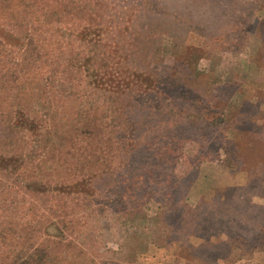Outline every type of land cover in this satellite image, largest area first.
I'll return each mask as SVG.
<instances>
[{
  "label": "rangeland",
  "instance_id": "rangeland-1",
  "mask_svg": "<svg viewBox=\"0 0 264 264\" xmlns=\"http://www.w3.org/2000/svg\"><path fill=\"white\" fill-rule=\"evenodd\" d=\"M5 87L0 264H264V0H0Z\"/></svg>",
  "mask_w": 264,
  "mask_h": 264
},
{
  "label": "trees",
  "instance_id": "trees-1",
  "mask_svg": "<svg viewBox=\"0 0 264 264\" xmlns=\"http://www.w3.org/2000/svg\"><path fill=\"white\" fill-rule=\"evenodd\" d=\"M20 84H21V81L19 79L18 81ZM26 83V80L23 79V85H25ZM22 92V86H20V88L18 90H16V93H17V96H19L18 93ZM24 93V92H23ZM2 94L4 95L2 97ZM7 94V91H6V87L3 88V89H0V131L3 129H5L6 125L7 127L9 128V130H15L17 129L16 131L19 132L21 131V129L23 128L24 125L20 124L18 121H17V118L14 119V114H12V112L9 111L8 114H5V111H4V104L5 101H6V96H8ZM22 93H20L21 95ZM3 102V103H1ZM10 115V116H9ZM13 117H12V116ZM9 125V126H8ZM17 163H18V166L20 164H22V161L20 158H18L17 160ZM192 180L191 178L189 179H186V181H190V183L188 185H190L192 183ZM181 181H176L174 180V186H176L177 184H179ZM178 186V185H177ZM181 189V188H179ZM183 189L186 191L185 193L183 194H177L176 195V198L178 197L179 200L181 201V197L183 196H186V193L188 194V190L190 189L189 186H184ZM187 197V196H186ZM182 203V201H181ZM50 254L49 252H45L43 249L41 248H38V249H35L33 251H31L29 254H28V258L27 260H24V261H15V263L13 264H50L49 260H47L49 258V255ZM18 256V255H17ZM20 258V256H18V259Z\"/></svg>",
  "mask_w": 264,
  "mask_h": 264
}]
</instances>
